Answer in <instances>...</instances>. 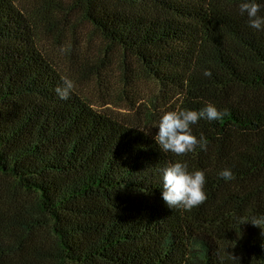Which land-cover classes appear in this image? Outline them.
<instances>
[{
    "label": "trees",
    "instance_id": "obj_1",
    "mask_svg": "<svg viewBox=\"0 0 264 264\" xmlns=\"http://www.w3.org/2000/svg\"><path fill=\"white\" fill-rule=\"evenodd\" d=\"M241 2L57 6L55 18L78 15L120 52L132 88L157 87L154 112L130 103L117 116L74 86L60 99L68 76L41 50L34 14L0 0V264H264V30L248 25ZM205 102L227 113L191 125L206 150L163 152L162 114ZM176 161L205 175L207 199L190 211L162 199L160 169Z\"/></svg>",
    "mask_w": 264,
    "mask_h": 264
},
{
    "label": "rangeland",
    "instance_id": "obj_2",
    "mask_svg": "<svg viewBox=\"0 0 264 264\" xmlns=\"http://www.w3.org/2000/svg\"><path fill=\"white\" fill-rule=\"evenodd\" d=\"M14 1L18 8L34 14L41 50L94 108L125 116L129 114L130 103H134L154 112L150 100L157 95L158 89L153 83L142 79L132 88L121 76V54L116 48L107 46L78 15L68 13L65 16L63 13L54 17L57 6L63 7L69 0ZM102 59L106 60L103 66L99 64ZM129 60L131 65L135 64L133 59Z\"/></svg>",
    "mask_w": 264,
    "mask_h": 264
},
{
    "label": "clouds",
    "instance_id": "obj_3",
    "mask_svg": "<svg viewBox=\"0 0 264 264\" xmlns=\"http://www.w3.org/2000/svg\"><path fill=\"white\" fill-rule=\"evenodd\" d=\"M241 15L246 14L248 25L255 30H264V16L259 15L261 5L255 0H243L239 4ZM204 75L211 76L209 70L204 71ZM73 83L64 78L62 85L55 88L57 96L62 100H67L70 96ZM225 111L218 110L215 105L205 102V106L200 110L180 109L165 111L160 117L156 128L154 139L163 152H171L176 156H183L193 152L197 146L201 150H206L207 139L201 133L199 139L192 134L191 125L196 124L200 119L208 121L220 120L225 116ZM162 172V199L169 208H182L190 211L205 202L207 199L203 190L205 175L201 170L189 172L188 166L183 162H168L160 169ZM219 176L225 180L233 179V174L229 169H223ZM262 220L252 217L250 223L259 226Z\"/></svg>",
    "mask_w": 264,
    "mask_h": 264
}]
</instances>
